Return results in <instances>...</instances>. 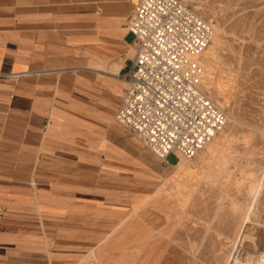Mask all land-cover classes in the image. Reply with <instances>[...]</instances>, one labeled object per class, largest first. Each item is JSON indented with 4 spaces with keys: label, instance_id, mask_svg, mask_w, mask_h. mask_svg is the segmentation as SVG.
<instances>
[{
    "label": "rangeland",
    "instance_id": "rangeland-1",
    "mask_svg": "<svg viewBox=\"0 0 264 264\" xmlns=\"http://www.w3.org/2000/svg\"><path fill=\"white\" fill-rule=\"evenodd\" d=\"M182 1L213 28L201 89L226 126L161 160L113 121L120 150L89 147L65 176L88 190L76 211L93 242L73 264H264V0Z\"/></svg>",
    "mask_w": 264,
    "mask_h": 264
},
{
    "label": "crops",
    "instance_id": "crops-1",
    "mask_svg": "<svg viewBox=\"0 0 264 264\" xmlns=\"http://www.w3.org/2000/svg\"><path fill=\"white\" fill-rule=\"evenodd\" d=\"M137 1L0 0V264H73L93 243L88 190L65 176L89 147L121 148Z\"/></svg>",
    "mask_w": 264,
    "mask_h": 264
},
{
    "label": "built area",
    "instance_id": "built-area-1",
    "mask_svg": "<svg viewBox=\"0 0 264 264\" xmlns=\"http://www.w3.org/2000/svg\"><path fill=\"white\" fill-rule=\"evenodd\" d=\"M126 30L135 54L114 121L161 160L194 157L227 123L201 89L213 28L182 0H138ZM228 264H241L239 251Z\"/></svg>",
    "mask_w": 264,
    "mask_h": 264
},
{
    "label": "bare ground",
    "instance_id": "bare-ground-1",
    "mask_svg": "<svg viewBox=\"0 0 264 264\" xmlns=\"http://www.w3.org/2000/svg\"><path fill=\"white\" fill-rule=\"evenodd\" d=\"M176 165L178 166V165H180V163H177ZM242 264H243V263H242ZM244 264H245V263H244ZM246 264H247V263H246ZM257 264H260V263H259V262H257Z\"/></svg>",
    "mask_w": 264,
    "mask_h": 264
}]
</instances>
